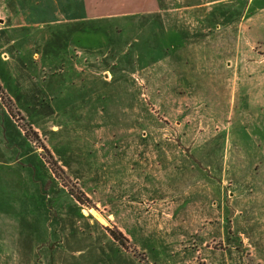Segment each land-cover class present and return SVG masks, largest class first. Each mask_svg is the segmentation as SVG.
Listing matches in <instances>:
<instances>
[{
    "label": "rangeland",
    "instance_id": "rangeland-1",
    "mask_svg": "<svg viewBox=\"0 0 264 264\" xmlns=\"http://www.w3.org/2000/svg\"><path fill=\"white\" fill-rule=\"evenodd\" d=\"M156 1L0 0V264H264V0Z\"/></svg>",
    "mask_w": 264,
    "mask_h": 264
},
{
    "label": "crops",
    "instance_id": "crops-1",
    "mask_svg": "<svg viewBox=\"0 0 264 264\" xmlns=\"http://www.w3.org/2000/svg\"><path fill=\"white\" fill-rule=\"evenodd\" d=\"M74 4L79 5V13L78 14H66L65 19L60 18H47L50 22H57L60 23H68L66 27H61L64 33V37L69 42L68 47L74 46L73 50H77V55L82 54V49H85L88 53H93L92 55L85 56L92 57L98 53L96 49H91V47H78L74 40L76 37H86L90 34H94V32H98L101 28L105 26V21L107 19H114L125 17L126 15H132L137 10L132 9L133 6H142V5H149L154 6L157 2L156 0H73ZM79 3V4H78ZM69 23L73 24V27H76V31L69 32L66 28L69 26ZM3 25V24H2ZM52 25V24H51ZM2 27H0L1 29ZM81 39V38H80ZM80 41V40H76ZM80 49V50H78ZM99 54V53H98ZM4 57L8 53L3 54ZM108 69V68H106ZM108 77V76H107Z\"/></svg>",
    "mask_w": 264,
    "mask_h": 264
},
{
    "label": "bare ground",
    "instance_id": "bare-ground-1",
    "mask_svg": "<svg viewBox=\"0 0 264 264\" xmlns=\"http://www.w3.org/2000/svg\"><path fill=\"white\" fill-rule=\"evenodd\" d=\"M92 212H94L95 213V215H97V216H99V217H101V215L100 214H98V212H97V210H95V209H92ZM103 219V218H102ZM103 221V220H102ZM105 221V220H104Z\"/></svg>",
    "mask_w": 264,
    "mask_h": 264
},
{
    "label": "trees",
    "instance_id": "trees-1",
    "mask_svg": "<svg viewBox=\"0 0 264 264\" xmlns=\"http://www.w3.org/2000/svg\"><path fill=\"white\" fill-rule=\"evenodd\" d=\"M76 197H78L77 195H76ZM78 200H79V197H78ZM113 234V236L114 237H116V238H118L119 239V236L114 232V233H112Z\"/></svg>",
    "mask_w": 264,
    "mask_h": 264
}]
</instances>
